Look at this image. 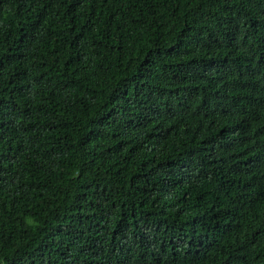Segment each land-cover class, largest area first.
Segmentation results:
<instances>
[{
  "label": "trees",
  "instance_id": "16d2710c",
  "mask_svg": "<svg viewBox=\"0 0 264 264\" xmlns=\"http://www.w3.org/2000/svg\"><path fill=\"white\" fill-rule=\"evenodd\" d=\"M0 264H264V0H0Z\"/></svg>",
  "mask_w": 264,
  "mask_h": 264
}]
</instances>
